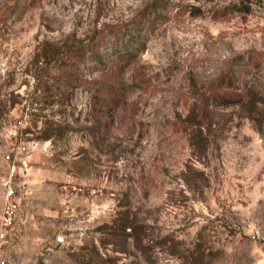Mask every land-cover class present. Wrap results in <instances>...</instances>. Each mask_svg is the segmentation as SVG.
<instances>
[{
	"label": "rangeland",
	"instance_id": "rangeland-1",
	"mask_svg": "<svg viewBox=\"0 0 264 264\" xmlns=\"http://www.w3.org/2000/svg\"><path fill=\"white\" fill-rule=\"evenodd\" d=\"M19 146L10 264H264V0H0V176Z\"/></svg>",
	"mask_w": 264,
	"mask_h": 264
},
{
	"label": "built area",
	"instance_id": "built-area-1",
	"mask_svg": "<svg viewBox=\"0 0 264 264\" xmlns=\"http://www.w3.org/2000/svg\"><path fill=\"white\" fill-rule=\"evenodd\" d=\"M35 149V147L30 149L27 146H19L12 150V154L5 157L8 170L6 175L0 176V188L5 192V205L2 214H0V246L6 245L9 242V237L12 239V236L15 235L13 229H15L18 193L19 191L23 195L28 193L25 189L26 178L30 170L28 159ZM0 264H10V260L0 256Z\"/></svg>",
	"mask_w": 264,
	"mask_h": 264
},
{
	"label": "trees",
	"instance_id": "trees-1",
	"mask_svg": "<svg viewBox=\"0 0 264 264\" xmlns=\"http://www.w3.org/2000/svg\"><path fill=\"white\" fill-rule=\"evenodd\" d=\"M80 48H73V47H68L67 50L65 51V53H73L75 54V52H77V50ZM59 55L60 54H56L51 52V54L48 56V58H50L48 60V62L51 64L52 62H57L59 59ZM76 55V54H75ZM262 53L257 54L256 56H251L250 61L251 62H256L258 61V59L262 58L261 57ZM116 72L115 70H110L109 73H114ZM114 75V74H111ZM231 72L228 71L227 73H225V75L223 76V88L224 86L226 87L225 89H218L215 92V94H213L212 99L215 103H219V105H238V104H244L246 101H249L248 96L245 92H232L229 90V86L228 83L231 80ZM70 77V76H68ZM77 81V79L75 80ZM95 95H102L101 97H103L102 99L108 101V103H110V107L112 108V110H117L118 109V105L121 101V97L120 95L118 96L117 93L111 91L110 89L106 88L103 86L100 90H98V92L95 93Z\"/></svg>",
	"mask_w": 264,
	"mask_h": 264
}]
</instances>
